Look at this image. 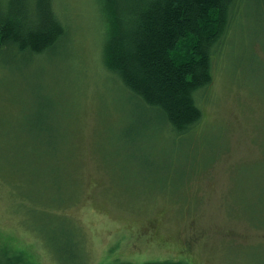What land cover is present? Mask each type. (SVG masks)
<instances>
[{"label": "rangeland", "instance_id": "obj_1", "mask_svg": "<svg viewBox=\"0 0 264 264\" xmlns=\"http://www.w3.org/2000/svg\"><path fill=\"white\" fill-rule=\"evenodd\" d=\"M254 2L177 138L103 67L98 0L54 1L69 28L56 56L0 59V264H264Z\"/></svg>", "mask_w": 264, "mask_h": 264}, {"label": "trees", "instance_id": "obj_2", "mask_svg": "<svg viewBox=\"0 0 264 264\" xmlns=\"http://www.w3.org/2000/svg\"><path fill=\"white\" fill-rule=\"evenodd\" d=\"M54 1L0 0V59L56 56L57 47L69 42V28ZM245 4L98 0L103 67L139 105L158 115L172 136L188 137L201 120L197 96L211 84L212 61L237 27ZM261 4L264 0H255L254 7ZM16 253L19 262L14 263L22 264Z\"/></svg>", "mask_w": 264, "mask_h": 264}]
</instances>
